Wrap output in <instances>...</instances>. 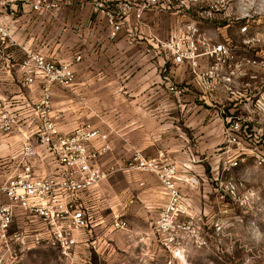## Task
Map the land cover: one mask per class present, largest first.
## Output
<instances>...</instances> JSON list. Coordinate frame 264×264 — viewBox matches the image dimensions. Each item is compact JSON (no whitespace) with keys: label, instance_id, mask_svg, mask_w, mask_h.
<instances>
[{"label":"rangeland","instance_id":"374dc122","mask_svg":"<svg viewBox=\"0 0 264 264\" xmlns=\"http://www.w3.org/2000/svg\"><path fill=\"white\" fill-rule=\"evenodd\" d=\"M248 5L253 8L249 22L238 20L236 13L216 24L231 25L230 33L247 23L248 35L256 40L247 51L254 61L264 58V15L256 14L264 0H248ZM234 8L242 5L235 3ZM131 9L119 14L122 28L116 35L108 17L116 20L115 12L105 17L107 27L97 12L95 19L101 22L94 33L84 26L70 28L69 8L43 16L37 48L58 63H71L76 76L75 90L63 88L61 96L56 92L52 104L54 110L77 116L78 124L88 122L102 132L111 146L109 167L120 163L119 168L137 153L175 165L178 184L190 200L187 215L178 223H191L196 233L182 231L176 237L157 233V221L167 205L160 183L152 173L123 170L100 184L106 203L98 224L103 223L79 237L70 254L29 245L13 254V264H264V84L263 98L251 96L255 90L248 87L243 89L249 96L242 98V88L216 82V151L198 155V142L183 135L198 130V110H191L192 119H186V111L179 107L187 75L182 67L189 64H176L169 48L182 24L159 12H145L138 22L137 8ZM220 32L216 30V42L222 38ZM166 64H171L172 73L164 72ZM166 85L172 88L171 110L160 90ZM212 144L205 142L206 147ZM187 164L188 173L183 171ZM188 178L197 184L188 183L193 187L186 190ZM146 198L151 205L144 203ZM118 215L126 223L122 230L112 228Z\"/></svg>","mask_w":264,"mask_h":264},{"label":"built area","instance_id":"2783aa9c","mask_svg":"<svg viewBox=\"0 0 264 264\" xmlns=\"http://www.w3.org/2000/svg\"><path fill=\"white\" fill-rule=\"evenodd\" d=\"M235 3L242 8H234ZM67 4L68 0H0V55L9 44L17 45L13 38L15 24L11 21L17 8H29V13L38 17ZM117 8L116 20L108 15L113 35L122 28L118 17L125 14L124 8H137L134 18L138 22L145 12L187 17L189 21L183 23L179 33L172 35L169 48L175 63L189 64L194 73L201 57L215 58L208 72L199 76L208 91L215 88L216 82L233 84L235 70H242L243 63L235 62L231 45L214 43L201 25L232 19L236 13L240 15L238 20L249 22L253 8L248 0H119ZM256 9V14L262 17L264 8ZM240 33L245 37L243 45L252 48L256 40L248 35L247 23L240 28ZM24 52L23 85L28 87L41 80L43 95L36 109L39 124L31 136L12 154H0V264H13V254L25 251L29 245L70 254L77 247L79 237L103 223L98 224L106 203L99 190L100 184L123 170L135 169L158 178L168 202L157 221V233L172 237L182 231L195 234L191 223H178L180 216L187 215L190 204L178 184L177 167L137 153L119 168L117 165L105 168L101 160L111 152V146L98 128L91 123H81L71 133L63 134L50 114L52 88L68 89L75 84L72 64L58 63L33 49H24ZM75 60L79 62L81 57ZM249 63L264 68L263 56ZM240 74L245 75L243 71ZM10 108L6 100L0 99V144L21 125L20 115L10 112ZM185 182L197 184L190 178ZM122 217L116 216L112 224L114 230L125 228Z\"/></svg>","mask_w":264,"mask_h":264},{"label":"crops","instance_id":"0c3cea01","mask_svg":"<svg viewBox=\"0 0 264 264\" xmlns=\"http://www.w3.org/2000/svg\"><path fill=\"white\" fill-rule=\"evenodd\" d=\"M119 0H68L67 6L65 8H69V13L71 14L69 19V27L77 28L79 26H84L85 29L94 30L100 25V22H97L95 16L100 14V20L104 19L105 26L107 27V14L109 12H119L118 7ZM29 8H17L16 14L11 20L12 23L15 24V29L13 33V38L17 42V45L9 44L8 47L4 50V52L0 55V99L6 100L11 108L10 112L16 113L20 115L21 125L18 131L12 134V136L7 139L4 143L0 144V154L1 155H10L14 151L18 150L23 142L27 140L31 136L32 131L39 124V117L36 113V109L38 104L41 101L43 92H42V81H36L28 87L23 85V73L21 71V64L26 58L24 49H33L35 51L42 52V49L37 48L38 41V28L43 27V16H33L30 13ZM98 12V14H96ZM78 15H82L83 20H78ZM99 16V15H98ZM174 21L183 23L189 21L187 17H174L171 18ZM99 23V24H98ZM219 26V27H218ZM101 27V26H100ZM231 25L229 24H216V22H205L201 25L202 31L210 35L213 39L214 43H223L228 42L235 54V62L243 63L242 70L236 69V76L234 78L233 84L240 88L248 87V89H254L255 92L251 95L253 97L263 98V70L252 69L251 64L249 63L252 59L250 57L249 51L251 47L243 45L244 36L240 33L239 29H235L229 33V28ZM216 30L221 31L222 35L216 42ZM230 36V37H229ZM107 39V38H106ZM149 42H153L149 40ZM46 55V54H45ZM216 62L215 58L210 57H201L198 60V68L193 72L190 65H186L184 70H186V76H184V87L181 88L182 98L180 108L185 110L187 115L186 119H192L193 116L189 117L191 110H198L196 121L199 124V128L196 133L188 132L184 133L185 140H196L197 143V154L201 156H205L206 152L216 151V85L212 91L206 90L202 82L199 78L201 74H205L210 69V66L214 65ZM167 65V64H166ZM183 70V69H182ZM172 73L171 64H168L164 72ZM243 71L245 75L240 74ZM225 73V71H224ZM195 82V83H194ZM216 82V81H215ZM170 85H166L163 89H160L161 92L165 94V102L166 107L170 110L173 108V93ZM63 88L58 89L55 87L52 88V96L58 92L63 93ZM72 91L75 88H71ZM156 92V91H155ZM154 92V93H155ZM239 95L242 98H246L249 96L247 91L242 90ZM59 96H61L59 94ZM247 101V100H244ZM134 101H132L133 103ZM248 102V101H247ZM214 112V115L210 116V112ZM51 116L54 118L58 129L63 134H69L79 125L77 122V116L74 114L66 113L62 108L54 110V106L52 104V112ZM88 123V122H85ZM206 140H210L213 144L208 145L206 147ZM212 148V149H211ZM190 149L187 150L186 153H189ZM200 153V154H199ZM112 152L106 155L102 160V165L108 166L109 157ZM108 158V162H104V160ZM120 163H117V165ZM111 167V166H110ZM186 169H183L186 173H188L190 166L187 164ZM105 168H109L105 167ZM199 169L200 167H195ZM202 171V170H201ZM157 178V177H156ZM158 180V178H157ZM159 182V180H158ZM160 183V182H159ZM183 187V186H182ZM185 189H191L193 186H189L188 183H184ZM194 189V188H193ZM198 189V186L196 187ZM185 197L187 196V191H182ZM162 193V192H161ZM164 199L166 204L168 202V198L166 194L163 192ZM188 200V204L190 200ZM144 203L147 206L152 203L148 198L144 199ZM166 206V205H165ZM164 206V207H165Z\"/></svg>","mask_w":264,"mask_h":264}]
</instances>
